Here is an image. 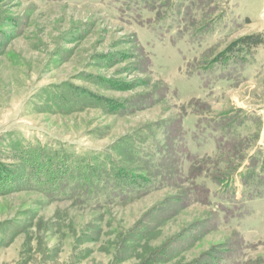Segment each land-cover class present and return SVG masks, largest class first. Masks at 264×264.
Listing matches in <instances>:
<instances>
[{
  "label": "rangeland",
  "instance_id": "374dc122",
  "mask_svg": "<svg viewBox=\"0 0 264 264\" xmlns=\"http://www.w3.org/2000/svg\"><path fill=\"white\" fill-rule=\"evenodd\" d=\"M257 33L264 0H0V169L139 179L0 193V264H264V44L216 61Z\"/></svg>",
  "mask_w": 264,
  "mask_h": 264
},
{
  "label": "trees",
  "instance_id": "16d2710c",
  "mask_svg": "<svg viewBox=\"0 0 264 264\" xmlns=\"http://www.w3.org/2000/svg\"><path fill=\"white\" fill-rule=\"evenodd\" d=\"M264 44V33H257L241 37L231 43L224 51L216 56V61H221L229 55L251 52L253 48ZM21 157L26 170L14 169L12 166L0 169V193L15 190L18 185L45 189V191H59L61 189L74 192L78 187L82 189L83 198L95 200L103 191L106 192L109 184L116 187V191H128L138 182V176H128L122 168L107 164L100 169L81 168L78 162L69 163L60 156H55L44 148L29 146L18 156ZM24 172V175L19 176ZM148 184V183H147ZM146 184L141 183L142 189ZM128 189V190H127ZM132 192H136L133 190Z\"/></svg>",
  "mask_w": 264,
  "mask_h": 264
}]
</instances>
